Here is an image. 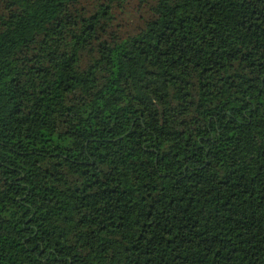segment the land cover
<instances>
[{
	"label": "trees",
	"instance_id": "16d2710c",
	"mask_svg": "<svg viewBox=\"0 0 264 264\" xmlns=\"http://www.w3.org/2000/svg\"><path fill=\"white\" fill-rule=\"evenodd\" d=\"M0 0V264H264V0Z\"/></svg>",
	"mask_w": 264,
	"mask_h": 264
},
{
	"label": "rangeland",
	"instance_id": "374dc122",
	"mask_svg": "<svg viewBox=\"0 0 264 264\" xmlns=\"http://www.w3.org/2000/svg\"><path fill=\"white\" fill-rule=\"evenodd\" d=\"M97 0H82L85 7L92 8ZM154 0H123L121 8L115 10V19L110 29L118 36L131 34L141 28L151 15Z\"/></svg>",
	"mask_w": 264,
	"mask_h": 264
}]
</instances>
